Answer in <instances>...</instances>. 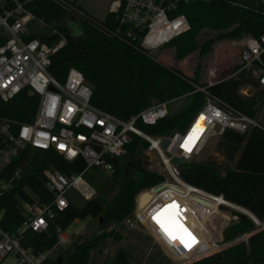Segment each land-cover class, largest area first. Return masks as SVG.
Instances as JSON below:
<instances>
[{
	"label": "trees",
	"instance_id": "1",
	"mask_svg": "<svg viewBox=\"0 0 264 264\" xmlns=\"http://www.w3.org/2000/svg\"><path fill=\"white\" fill-rule=\"evenodd\" d=\"M71 3L75 5L76 1ZM27 8L36 18L44 19L67 36V44L52 57L50 71L59 80L65 81L71 67L80 69L92 88L91 102L96 107L128 119L155 102L169 101L166 117L154 124L138 121V126L150 134H168L185 127L192 120L206 100L204 91H194L197 85L207 86L209 91L253 117L264 105V87L249 69L212 84L200 82L198 76L189 77L155 59L135 37L138 29L122 23L113 13L108 12L105 18H98L88 12V17L84 19L55 0H32L27 3ZM182 10L187 14L191 27L165 45L175 48L178 58L196 50L204 58L213 51L218 40H240L248 35L259 37L264 33V5L259 0L188 3L182 5ZM73 21L80 29L79 33L73 28ZM207 30L219 33L200 42L203 31ZM129 31L132 35L128 34ZM37 35L50 43L60 37L58 33L47 37L34 29L27 37ZM238 67L239 64L234 70ZM245 88H254L255 92L244 94L242 90ZM181 97H186L187 101L180 108L173 109L172 102ZM37 104L38 96L24 89L13 99L0 101V117L14 123L31 121ZM220 139L218 150L234 165L213 159L187 161L180 164L181 177L210 192L223 194L230 201L248 208L264 223V130L253 128L241 133L228 129ZM148 146L147 140L135 137L128 146L127 155L113 158L115 170L108 174L105 185L89 176V181L98 189L94 197L80 204L71 199L70 191L68 206L64 210H56L46 230L28 229L23 245L31 246L35 252L49 250L57 243V228L67 229L76 219L95 218L101 227L122 222L133 212L138 193L165 179L163 173L148 167L149 160L144 154ZM50 167L73 175L84 171L86 162L82 156L67 160L56 150H49L46 156L31 146L21 150L6 169V175L10 176L21 168V175L14 181L11 191L0 199V206L5 208L4 229L13 231L26 219L23 202L38 200L47 203L54 199L55 191L48 185L44 173ZM99 171L95 172L102 173ZM88 172H84L85 177ZM113 190L115 193L109 196ZM151 193L152 197L142 208L155 199V194ZM174 206L160 218L182 222L177 218V205ZM235 214L240 216L239 221L224 230L223 238L224 241H231L241 237L240 240L220 252L183 264H264V226H258L248 216ZM113 232L112 229L86 239H82L81 235L74 236L66 247L58 246L54 251H57V256H51L45 264H61L58 256L66 260L64 264H90L92 250ZM245 233H248L247 239L242 238ZM105 264L133 263L130 254L121 247Z\"/></svg>",
	"mask_w": 264,
	"mask_h": 264
},
{
	"label": "built area",
	"instance_id": "2",
	"mask_svg": "<svg viewBox=\"0 0 264 264\" xmlns=\"http://www.w3.org/2000/svg\"><path fill=\"white\" fill-rule=\"evenodd\" d=\"M30 1L0 0V101H9L24 89L38 96L37 109L31 121L14 123L0 117V199L11 191L14 181L21 175L19 168L7 176V167L27 146L42 148L47 152L56 150L67 160L82 156L86 168L73 175H66L52 167L46 168L44 173L48 185L55 191L54 199L47 203L38 200L23 202L27 217L13 231L3 228L5 208L0 206V264L10 254L16 257L13 264H45L58 246L69 245L77 233L68 232L62 227L57 228L56 245L46 251L35 252L31 246L23 245L22 240L28 229L43 231L48 228L49 219L55 216L56 210H64L68 206L70 191H77L85 199L94 197L97 190L85 178L84 172L96 168L111 174L115 170L113 158L125 154L135 137L149 142V150L160 158L166 180L146 189L155 194V199L144 208L138 205L123 223L155 236L174 262H191L212 253L211 250H217L220 241L212 239L209 231L204 234L200 231L208 227L213 232L218 220L214 206L226 209L234 203L223 194H215L185 181L180 174V164H173L172 158L183 156L188 161L198 158L213 139L221 138L228 129L241 133L253 128L264 130V115L250 116L209 91L207 86L197 85L194 91H204L206 100L187 128L162 135L150 134L138 126V121L154 124L166 117L169 101L155 102L128 119L93 105L92 88L80 69L71 67L65 81L59 80L50 71L52 57L67 44V36L44 19L36 18L27 8ZM55 1L70 11L78 8L69 0ZM212 1L109 0L107 10L117 15L122 23L136 27L138 33L135 37L149 52L190 29L191 23L182 5ZM77 11L79 17H88L85 9L79 8ZM37 20L49 27L50 31L45 34L47 37L58 33L59 39L50 43L41 35L27 37ZM128 34L132 35V32ZM238 42L241 44L239 67L225 78L249 69L264 87V33L259 37L245 36ZM201 117L203 119L193 133L192 129ZM163 140H168L166 147L162 145ZM206 202L215 205L210 206ZM174 204L177 205V218L198 240L194 245H190L188 236L183 239L182 247L177 249L153 219L165 206ZM201 220L206 223L203 224ZM242 238L247 239V236ZM212 240L215 245L209 246Z\"/></svg>",
	"mask_w": 264,
	"mask_h": 264
},
{
	"label": "rangeland",
	"instance_id": "3",
	"mask_svg": "<svg viewBox=\"0 0 264 264\" xmlns=\"http://www.w3.org/2000/svg\"><path fill=\"white\" fill-rule=\"evenodd\" d=\"M71 1L72 0H69V2ZM75 1H76V4L74 7L75 8L78 7L77 9L79 8L81 9L83 7V9H85L87 12H89L92 15H95L98 18H105L107 16V13H108L107 7H108L109 0H75ZM77 5H80L81 7ZM77 9L73 8L71 9V12L75 13L78 16ZM71 24L73 28L75 29V31L79 33L80 29L78 28L76 23L73 21L71 22ZM31 27L32 29H34V31L40 32L42 35L48 33L47 31H50L49 27L39 22L38 20L34 22ZM218 33H219L218 31H211V30L203 31L200 37V42H203L206 39H209L210 37H216ZM238 41L239 39L238 40H232V39L218 40L216 43H214L213 51L204 58L200 57L199 50H196L192 52L191 54H188L184 58H178L176 55L175 48L170 47V46H165V45L156 50L149 51V53L152 54L153 57H155V59L159 60L161 63H163L167 67L179 70L189 77L198 76L200 82H210V81L214 82L216 80H220V79H223L229 76L233 72L235 67L240 63L241 44H239ZM197 70H198V73H196ZM250 89L251 88H246L244 89L245 91H242V92L247 95L255 92L254 88H252V90ZM186 101H187L186 97L175 99L172 102V108L176 110L180 108L183 105V103H185ZM258 115L259 116L264 115V105L260 108ZM190 122L191 120L186 124L185 127L181 128L180 130L186 129L187 126L190 124ZM220 140H221L220 138L213 139L209 143V145L206 147V149L204 150L201 156L193 160H189L188 162L213 159V160H217L219 163H224V164L229 163L230 165H234V163L230 162L227 159V157L221 151L218 150L217 147H218ZM128 152H129V148L127 149L126 153L123 154V156L127 155ZM144 154H145V157H147L149 160L148 167L150 169H155L165 174L164 169L161 166L160 158L155 152L149 150V148L147 147L144 149ZM95 171H99V170L90 169L85 178L89 181L88 178L89 176H91L93 178H96L97 181H101L102 185H105L108 182V174L103 173V172L96 173ZM156 185H153L151 187H154ZM146 189H148V187L142 189L138 193L136 197V204L134 207L135 209L138 207V204H139L138 202L139 196ZM114 193H115L114 190L111 191L109 193V196L113 195ZM70 197L76 203L81 204L86 201L85 198L82 197L77 191H72L70 194ZM209 205L213 206L215 204H213L212 202H209ZM236 205H239V204H236ZM214 208H215V216L218 220L216 221V224L213 228V232L208 227L205 228V230L202 232L204 234V232L207 233L209 231L208 235L212 239L217 238V241H220L219 242L220 246L217 248V250H211L212 253L219 251L218 249L220 250L222 248L224 249L229 243L233 242V240L224 241L223 232L225 229H227L228 227L234 225L235 223L239 221L240 216L235 214V212H238L240 214L242 212L233 206H229L226 209H220V208L217 209L216 206H214ZM244 208L249 210L246 207ZM248 217L251 218V216H248ZM188 220H190L189 217H188ZM204 220L206 219L204 218ZM123 221L116 224L115 226L113 224L112 225L106 224L105 226L101 227L99 225L98 220L95 218L92 219L91 217H88L86 219H76L68 226L67 231L72 232V233L75 232L77 234H75L74 236L81 235L82 239H86V238H93L96 234L101 233V232H105V231L109 232V231H112V229L114 230L113 234L107 235L99 243V245L95 249L92 250L90 264H105V261L110 262L113 259V257L116 255L118 249L121 247L125 248L127 252L130 254L133 264H165V263L183 264L185 263L184 261L182 263L172 261V259L167 255V253L161 246V244L156 240L157 238L155 236H152L146 230H143L141 228H129L125 223H123ZM164 221L169 225V227L171 228L176 238L173 239L166 232H164L163 230L162 231L164 232L165 236H167V238L171 242H173L174 246L177 249H180L182 247L181 238L186 239V237L189 236L188 238L190 240L189 242L190 245H194L198 241L196 237L192 235V233L188 229H186V227L184 226L182 222L175 221L176 223H172L169 220H164ZM254 222L256 223V221ZM202 223L204 224L206 223V221H202ZM177 225H182L183 227L181 228V227H178ZM258 226L263 227L264 223H260ZM244 235L247 236L248 233L243 234L242 237ZM240 238L241 237H238L234 241H238L240 240ZM212 245H214V240L209 242V246H212ZM56 256H57V251L53 254L52 257L55 258ZM58 257L62 258L61 264H64L66 262V260L62 256H58ZM15 258L16 257L14 254H10L2 264H13L15 261Z\"/></svg>",
	"mask_w": 264,
	"mask_h": 264
},
{
	"label": "water",
	"instance_id": "4",
	"mask_svg": "<svg viewBox=\"0 0 264 264\" xmlns=\"http://www.w3.org/2000/svg\"><path fill=\"white\" fill-rule=\"evenodd\" d=\"M262 3H263V5H264V0H260ZM167 144H168V140H163V142H162V145L163 146H167ZM35 150L39 153V154H41L42 156H46V154H47V151L45 150V149H42V148H35ZM188 161V159L186 158V157H183V156H174L173 158H172V163L173 164H181V163H183V162H187ZM152 197V193L150 192V191H145V192H143L140 196H139V198H138V202H139V208H142L143 207V205H145L146 203H147V201L150 199ZM209 204V203H208ZM251 212V211H250ZM253 215H254V217H251L254 221H256V223L259 225L261 222L259 221V219L256 217V215L253 213V212H251ZM241 215L242 216H250L248 213H245V212H241ZM59 259L60 260H62V258L61 257H59Z\"/></svg>",
	"mask_w": 264,
	"mask_h": 264
},
{
	"label": "snow or ice",
	"instance_id": "5",
	"mask_svg": "<svg viewBox=\"0 0 264 264\" xmlns=\"http://www.w3.org/2000/svg\"><path fill=\"white\" fill-rule=\"evenodd\" d=\"M201 120L203 119V117L200 118ZM199 126V122H197V125L194 126V128L192 129V132L194 133L196 131V127ZM27 131V130H25ZM191 135L189 137V139H191ZM185 144H187V140L185 141ZM175 207L174 205H167L165 206V209L161 210L160 213L157 214V216H154L153 219L156 221V223L161 227V229L166 232L169 236H171L173 239L176 238V236L173 234L171 228L169 227V225L163 220L160 219L161 216H164V214L168 211V209ZM172 223H176L174 219H172L171 221ZM178 227H183L182 225H177ZM181 242L184 243L183 239L181 238ZM188 245L185 243V247H187Z\"/></svg>",
	"mask_w": 264,
	"mask_h": 264
},
{
	"label": "bare ground",
	"instance_id": "6",
	"mask_svg": "<svg viewBox=\"0 0 264 264\" xmlns=\"http://www.w3.org/2000/svg\"><path fill=\"white\" fill-rule=\"evenodd\" d=\"M199 124L201 123V119H199ZM158 190H154V192H156ZM220 201H223L222 198H220ZM209 203V202H208ZM233 207L239 209L240 211L242 212H245V213H248L251 217H254V215L247 209H245L244 207L242 206H239V205H236V204H232ZM205 229L202 228V231H200L201 233L204 231ZM203 234V233H202Z\"/></svg>",
	"mask_w": 264,
	"mask_h": 264
},
{
	"label": "crops",
	"instance_id": "7",
	"mask_svg": "<svg viewBox=\"0 0 264 264\" xmlns=\"http://www.w3.org/2000/svg\"><path fill=\"white\" fill-rule=\"evenodd\" d=\"M53 256V255H52Z\"/></svg>",
	"mask_w": 264,
	"mask_h": 264
}]
</instances>
